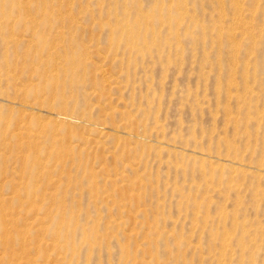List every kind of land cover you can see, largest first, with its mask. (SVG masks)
Here are the masks:
<instances>
[{"label": "rangeland", "instance_id": "rangeland-1", "mask_svg": "<svg viewBox=\"0 0 264 264\" xmlns=\"http://www.w3.org/2000/svg\"><path fill=\"white\" fill-rule=\"evenodd\" d=\"M0 199V264H264V0H0Z\"/></svg>", "mask_w": 264, "mask_h": 264}, {"label": "bare ground", "instance_id": "bare-ground-1", "mask_svg": "<svg viewBox=\"0 0 264 264\" xmlns=\"http://www.w3.org/2000/svg\"><path fill=\"white\" fill-rule=\"evenodd\" d=\"M7 78V77H6ZM36 122V121H35ZM32 137V136H31ZM33 139V138H32ZM34 141V140H33ZM35 145V144H34ZM40 166V165H39ZM35 178V177H34ZM36 180V179H35ZM23 181V180H22ZM54 181V180H53ZM55 182V181H54ZM37 183H35L34 185H36ZM19 186H22L21 184L19 185ZM23 187V186H22ZM1 200V199H0ZM3 200V199H2ZM1 200V201H2ZM4 201V200H3ZM11 203V202H10ZM23 207H24V205H23ZM6 212V211H5ZM10 212V211H9ZM6 214H7V212H6ZM9 214V213H8ZM5 221V220H4ZM9 221V220H8ZM4 228V227H3ZM2 228V229H3ZM17 230V229H16ZM6 232V231H5ZM2 241V240H1ZM2 242H4V241H2ZM4 244V243H3ZM18 256V255H17Z\"/></svg>", "mask_w": 264, "mask_h": 264}]
</instances>
